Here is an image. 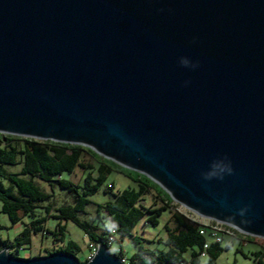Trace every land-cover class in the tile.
Wrapping results in <instances>:
<instances>
[{
    "label": "water",
    "instance_id": "obj_1",
    "mask_svg": "<svg viewBox=\"0 0 264 264\" xmlns=\"http://www.w3.org/2000/svg\"><path fill=\"white\" fill-rule=\"evenodd\" d=\"M0 134L90 148L264 239V0H0Z\"/></svg>",
    "mask_w": 264,
    "mask_h": 264
},
{
    "label": "trees",
    "instance_id": "obj_2",
    "mask_svg": "<svg viewBox=\"0 0 264 264\" xmlns=\"http://www.w3.org/2000/svg\"><path fill=\"white\" fill-rule=\"evenodd\" d=\"M0 143L1 210L8 215L12 223L22 221L23 216L33 218L21 235L15 239L14 244L7 245L2 241L0 251L10 249L8 253L17 257L16 253L21 246L30 243L32 233L39 231L53 233L56 242L62 241L65 236L63 221H71L82 228L91 246L102 244L110 248L113 241L110 242L109 237L114 236L111 233L113 229L120 238L131 236L137 249L127 262H124L125 264H216V259L224 250L221 243L213 242H210L205 249L204 246L209 240L207 236L200 234L198 223L180 213L177 210L178 204L174 203L171 196L151 179L97 154L90 148L52 140L19 138L9 134H0ZM85 153L94 159V163L84 160ZM19 159L22 162L20 173L9 171L7 166L17 164ZM77 168L85 171L82 182H74L65 175L73 174ZM112 171L128 176L137 183V188H125L115 193L112 200L96 203L99 224L82 220L79 214L86 213V205L91 202L90 196L100 190ZM34 178L45 181L51 189L59 188L73 197V203L62 204L55 208L56 213L53 216L58 218L59 222L54 232L45 227L46 218L52 211L50 201L53 194L42 190ZM113 186L111 183L108 188H104V191L108 192ZM151 190L162 199L163 205L157 208L141 205V201L150 194ZM42 202H48L47 215L37 217L36 208ZM169 209L170 218L164 223L166 236L164 239H158V242H162L165 247L145 248L140 243L139 237L133 234L135 228L142 221L151 226L158 225L160 216ZM244 238L255 240V237L251 236ZM262 240L264 242V239ZM261 246L263 250L254 252V264H264V245ZM188 249H192L189 258L184 255ZM76 250H79L77 244L69 241L66 247L49 251L47 255L56 252L74 255ZM114 254L124 259L122 247ZM243 255L247 256L245 253ZM203 257L206 258L205 261ZM88 260L89 258L80 262L84 263Z\"/></svg>",
    "mask_w": 264,
    "mask_h": 264
},
{
    "label": "rangeland",
    "instance_id": "obj_3",
    "mask_svg": "<svg viewBox=\"0 0 264 264\" xmlns=\"http://www.w3.org/2000/svg\"><path fill=\"white\" fill-rule=\"evenodd\" d=\"M19 160L20 161L17 164L13 166H7V169L14 173H20L22 169V162L21 159ZM84 160L86 162L94 163V159L90 157L87 153H85ZM84 174L85 171L83 172L82 169L77 168L73 174L65 175L74 182H82ZM23 176L29 178V176L27 175ZM34 181L40 186L42 190L53 194L52 199L50 201L52 203V211L51 214L46 218L45 227L48 228L50 231L54 232L59 222V219L53 216L56 213L55 208L62 204L73 203V197L65 191L60 190L59 188L51 189V187L45 181L39 178H34ZM111 183H113L114 185L113 188L109 189L108 192H105L104 188H108ZM130 187L137 188V183L123 173L112 171L108 175L106 182L102 185L100 190L96 194L90 196L91 202L86 205V213H80L79 217L82 220L90 222L91 224H99L96 203H103L107 200H112L115 196V193ZM173 201L174 203L178 204L177 210L180 213H183L184 215L188 216L186 206L182 203L177 202L174 199ZM47 204L48 202H42L38 205V207L36 208L37 217L47 215ZM141 205L148 208H157L163 205V202L162 199L153 190H151L150 194L146 195L141 201ZM170 214V209L164 211L159 218V224L156 226L145 224L143 221L137 225L133 234L139 237L140 243L145 248L147 247L153 249H163L165 247L162 242H158V239H164L166 236L164 223L167 222V220L170 218ZM32 219L33 218H31L30 216H23L22 221L12 223L8 215L2 212L0 202V247L2 246V241H4L7 245L14 244L15 239L21 235L23 229L27 226V224L31 222ZM63 224H65V236L62 241L56 242L54 240L53 233L41 231L37 233H32L30 243L23 244L21 246V249L16 253L17 257L33 258L39 256H46L47 252L57 250V248L66 247L69 241H73L77 244L79 248V250H76L74 254L77 256L79 261L83 262L87 258H92L95 252L97 251V245L91 246L89 239L84 233L83 229L77 226L75 223L71 221H63ZM229 229L230 230L225 231L222 235L221 245L224 247V250L216 259V264H254V252L263 250V247L261 246L264 245V242L262 240L263 238L255 237V240H247L246 238H244L243 234L238 233V231H234L231 228ZM113 230H111V233L114 234V240L111 243L109 249L112 253H115L118 252V249L122 247L125 259V261L124 259L122 261L123 263H126L127 259L131 256V254L136 251L137 245L134 244L131 236L120 238V236L114 233ZM6 250L7 252H10V249ZM191 252L192 249H188L184 253L185 257L189 258ZM243 253L247 254V256H244ZM203 260L205 261L206 258L203 257Z\"/></svg>",
    "mask_w": 264,
    "mask_h": 264
},
{
    "label": "built area",
    "instance_id": "obj_4",
    "mask_svg": "<svg viewBox=\"0 0 264 264\" xmlns=\"http://www.w3.org/2000/svg\"><path fill=\"white\" fill-rule=\"evenodd\" d=\"M186 210L188 212V217L192 221L198 223L200 234L208 237L209 241L206 242L204 246L205 249L209 246L210 242L221 243L223 233L225 231L230 230L229 228L233 229L234 231H238V233H241L244 236H251L249 234L244 233L243 231H240L238 228L233 227L230 224H226L223 222L216 221L213 218L202 216L188 208ZM251 237H255V236H251ZM109 240L110 242H112L114 240V236L110 235Z\"/></svg>",
    "mask_w": 264,
    "mask_h": 264
},
{
    "label": "clouds",
    "instance_id": "obj_5",
    "mask_svg": "<svg viewBox=\"0 0 264 264\" xmlns=\"http://www.w3.org/2000/svg\"><path fill=\"white\" fill-rule=\"evenodd\" d=\"M180 63L184 67H190L193 69L197 67V64L195 62H191L187 57H182Z\"/></svg>",
    "mask_w": 264,
    "mask_h": 264
}]
</instances>
